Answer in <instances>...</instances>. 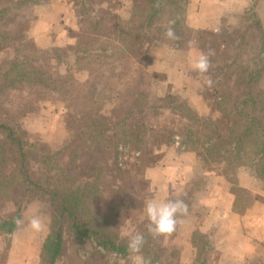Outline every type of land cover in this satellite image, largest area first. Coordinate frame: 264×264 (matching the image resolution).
Listing matches in <instances>:
<instances>
[{
	"label": "trees",
	"instance_id": "obj_1",
	"mask_svg": "<svg viewBox=\"0 0 264 264\" xmlns=\"http://www.w3.org/2000/svg\"><path fill=\"white\" fill-rule=\"evenodd\" d=\"M66 1L74 8L78 24L43 51L51 54L47 59L39 57L42 51L28 45L26 38L14 34L10 26L19 12L45 7L48 0H0V65L4 66L0 67V98L12 90L26 95L30 90L52 92L61 80L54 78L52 62L58 64L64 58L77 72L89 75V91L87 98L81 99L79 112L63 95L66 115L75 118L70 123L75 136L63 151L39 148L42 146L32 142L28 132L0 123V198L12 205L0 214V233L10 235L15 230L28 204L29 190L41 189L42 181L31 177L27 168L31 150L39 148L41 154L33 157L41 166L38 172L51 179V186L44 191L52 212L40 264H55L64 257L67 223L78 251L90 246L97 255L93 260L99 264H109L105 257L113 258L111 264H119L132 254L127 243L137 233L145 238L137 253L144 264H179L180 252L163 244L165 235L149 233L143 204L132 214H123L127 208L125 188L135 197L128 199L139 202L144 173L159 157L156 151L147 155L144 145L148 137H155L154 150H167L178 142L184 150L195 153L205 167L221 163L236 197L247 194L237 188L235 177L241 170L264 186V35L254 12L258 0H251L238 25L223 31L219 44L214 42L218 65L200 78L201 95L209 110L204 117L179 97L138 105L145 96L142 88L157 48L180 49L192 38L186 23L188 0H133L130 18L122 21L114 19L108 8L95 7L93 0ZM169 26L175 39L165 36ZM206 80L212 81L211 86ZM108 100L117 102L109 119L99 116ZM172 101L174 104L169 103ZM151 111L160 112L165 126L149 124L146 115ZM126 147L130 148L127 157L120 158ZM11 168L19 171L13 169V176L6 170ZM189 185L171 198L183 200L188 208L177 221L187 217L192 208L193 187ZM115 195L118 202L112 199ZM247 205L241 209L234 205L233 210L241 213ZM127 223L132 227L129 236L122 234ZM166 235L173 238V233ZM192 246L196 255L191 264H208L212 249L208 236L194 232ZM80 258L86 261L82 264H91L86 250L79 253L77 261Z\"/></svg>",
	"mask_w": 264,
	"mask_h": 264
},
{
	"label": "crops",
	"instance_id": "obj_2",
	"mask_svg": "<svg viewBox=\"0 0 264 264\" xmlns=\"http://www.w3.org/2000/svg\"><path fill=\"white\" fill-rule=\"evenodd\" d=\"M124 3L119 16L121 20H128L132 5L131 2ZM57 5L61 7L57 8ZM250 7L251 0H188L186 23L194 34L190 35L192 38L184 48H157L149 65V93L159 98L171 95L185 99L198 116H207L209 110L201 95V75L192 70L191 62L195 54L211 52L210 68L217 65L215 38H219L229 26L238 25L241 16ZM45 8L31 10L41 22L44 19H60L61 14L65 16L66 10H71L65 0L48 2ZM254 12L259 17L264 35V0L257 1ZM72 25L67 24L65 27ZM44 29L45 32L39 36L51 35L49 43H52L59 29L53 24ZM32 38L38 47H48L37 42L39 37ZM164 150H156L158 161L144 173V200L167 202L189 184L193 187L189 215L177 221L172 232L173 238L165 235L163 243L178 249L179 264H191L195 259L196 250L192 246L194 232L204 234L210 240L212 249L208 253V264H264V186L253 175L239 171L235 177L237 188L251 196L247 199L245 195L239 200L241 198L235 196L221 163L215 162L205 167L199 164L195 153L184 150L178 142ZM34 204L31 202L26 205L20 223L10 235L0 233V264L41 263L43 244L48 237L50 224L48 220L45 229L39 233L28 227L29 209ZM234 205L237 209L245 205L247 207L238 213L233 210ZM3 239L7 240L4 248L1 245ZM136 254L127 257H139L140 264H144L142 256ZM62 261L63 258H60L55 264H63Z\"/></svg>",
	"mask_w": 264,
	"mask_h": 264
},
{
	"label": "rangeland",
	"instance_id": "obj_3",
	"mask_svg": "<svg viewBox=\"0 0 264 264\" xmlns=\"http://www.w3.org/2000/svg\"><path fill=\"white\" fill-rule=\"evenodd\" d=\"M54 0H48V2H52ZM96 4L94 5L95 7H98L99 9L102 8H108L112 13L114 19L116 18L119 21L121 20V17L119 16V10L123 8V5H125L124 2H131V5L133 4V0H93ZM67 5L70 6L71 10H66V15L64 14L60 16V19H54V20H42L41 22L39 18H36L35 13H33L31 10H23L19 12L16 16L15 19L13 20V23L11 24L10 28L12 29V32L16 35L23 36L26 38V41L28 45L35 46L38 50L42 51L40 52L41 54L38 55L39 57H45L48 59V56L51 54L43 52L44 50L49 49L53 43L55 42L56 38L64 34L66 30L69 28H76L78 24V17L77 14L74 10V8L65 0ZM61 5H57V8H60ZM132 7V6H131ZM45 8V7H44ZM46 9V8H45ZM55 10L56 9L55 6ZM41 16V15H40ZM42 18V17H41ZM38 20V21H37ZM116 20V21H117ZM40 21V22H39ZM49 24H53L56 26L57 29L58 27H62L59 29L58 34L55 36L53 39L52 43H49L51 40V35L48 37H40L43 33L45 32L44 27H46ZM67 24H73L71 27H65ZM73 28V29H74ZM61 32V33H60ZM189 35L194 34L193 32H188ZM30 36V37H29ZM33 36H37L38 38V43L41 44H46L48 46L47 48H41L36 45L35 38H32ZM222 40V37L219 36V38H215V41L219 44ZM51 44V45H50ZM50 45V46H49ZM184 48V47H183ZM222 49V48H221ZM30 50V48H29ZM223 50V49H222ZM11 56V54H10ZM9 56V57H10ZM0 57L2 58V54L0 52ZM217 57V55H216ZM142 67L145 65L144 62H142ZM3 65V64H2ZM0 65V67L2 66ZM218 65V64H217ZM4 67V66H3ZM3 67H1L3 69ZM52 72L54 73V78L59 77L60 84L53 87L52 92L45 93L43 91H34L30 90L29 93L23 94V92L19 91H8L6 93H3V96L0 98V123L2 124H14V126L21 128L23 131L28 132V136L30 137V140L32 142H37L38 145L42 146L39 148H44L48 151H63L67 145L73 140L75 134H71V128H70V123L72 124L71 120L75 119L73 118L74 115L70 118L69 116L66 115V104L67 100H65V97L63 95H67L70 98V105H73L75 111L79 112L81 110V99H86V92L89 91V88L87 86L88 80H89V75L84 71V72H77L76 67L72 64V62L68 61L67 59H63L62 62L56 64L55 62H52ZM216 67V65L214 66ZM214 67L210 68L209 70L213 69ZM149 73H147L148 75ZM149 77V75H148ZM145 80V83L143 85V93H144V98L138 101V105L141 107L148 106V104H152V102L159 103V97L154 96L153 94L149 93L148 85H147V79ZM158 79V78H157ZM48 88H50V84L48 83ZM18 92V93H17ZM38 92V93H37ZM38 94L42 95L41 97L38 96ZM23 97V98H22ZM165 97H172L175 98L174 96L167 95ZM164 98V97H163ZM100 100V99H99ZM168 101V100H167ZM165 101V102H167ZM163 102V101H162ZM164 102V103H165ZM171 104H174V102H169ZM19 104V107L17 106ZM117 102L114 100H108L106 104L101 106V109L99 111V116L101 117H106V118H111V112H112V107L116 105ZM66 106V107H65ZM76 116V114H75ZM147 118L149 120V124L151 126H165V120L164 118L161 119L160 112L158 111H151L147 115ZM164 121V122H163ZM138 129H141L138 127ZM154 135V134H152ZM156 135V134H155ZM155 138V137H154ZM154 138L148 137L146 139L147 144L145 146V151L148 155L150 152H155L156 150L154 147ZM157 138V137H156ZM178 140V138H177ZM39 148H34L31 150L33 152L31 156L28 157L27 159V168L28 172L31 175V177L36 178L38 176V180L42 181L40 184L42 191L37 190V188H34L36 190L33 191V188L29 190V199L28 203L35 202L33 207H30L29 209V219L32 218L33 215H39L43 218L44 222H51L52 218V212H51V206L49 204L47 194L44 191V189H49L51 186L49 184V180L47 179L46 175L44 173H39L38 168H41V166L37 165V159L34 158L33 156L36 154H41ZM130 148L126 147L123 150V154H127L129 152ZM120 155V158H126V154ZM137 155V154H136ZM147 157V156H146ZM145 162V160H144ZM203 164V163H202ZM204 165V164H203ZM206 166V165H204ZM18 172V168H13ZM13 169L11 168L10 170L6 169L8 173L13 174ZM131 171V169H130ZM134 171H132L133 174ZM135 173V172H134ZM19 174V173H15ZM11 176V177H13ZM17 178V177H16ZM117 183H120L116 181ZM115 182V183H116ZM44 191V192H43ZM33 192V193H32ZM126 192V204L127 208L123 212L125 216L132 214L136 209L141 208L142 206L145 205V183L143 181L141 185V193L142 197H140L139 202H133L131 200H134V195L133 193H130L128 188H125ZM44 193V194H43ZM40 195V196H39ZM246 198L250 199L251 196L248 194H245ZM128 196H130L131 200L128 199ZM253 196V195H252ZM17 196H15L16 198ZM245 196L240 195L239 200H242ZM14 198V197H13ZM12 198V200H13ZM11 199V198H10ZM114 202H118V196H114L113 198ZM7 199H2L0 198V214H5L9 208H11V204L6 202ZM143 201V203H142ZM16 204V203H15ZM53 207V206H52ZM84 210V209H83ZM84 217H87L84 214ZM129 223V221H128ZM125 225V230L123 235L129 236L132 230V227L130 224ZM68 224V223H67ZM65 225V232H64V238H65V255L63 257V264H73V262H78V264L85 263V259L80 258V262L77 261V257H79V253H82L83 251L86 250L87 256H88V261L91 264H99L97 262H94V258L97 257L96 253L94 252V249H92L90 246L85 245L78 251V245L76 244V240L73 236V233L69 231V225ZM127 229V231H126ZM6 239L2 241L1 245L2 248H4V245L6 244ZM134 254V253H132ZM137 255V254H136ZM140 255V254H138ZM90 257V259H89ZM112 257H105L103 260H106L109 264L112 263ZM140 258L136 257H126L124 260H119V264H140ZM88 264V262H87ZM174 264V263H173ZM176 264V263H175Z\"/></svg>",
	"mask_w": 264,
	"mask_h": 264
},
{
	"label": "clouds",
	"instance_id": "obj_4",
	"mask_svg": "<svg viewBox=\"0 0 264 264\" xmlns=\"http://www.w3.org/2000/svg\"><path fill=\"white\" fill-rule=\"evenodd\" d=\"M165 36L168 39H175V32L171 26L167 27ZM211 52H199L195 54L191 68L200 75L207 73L211 67ZM206 84L211 86L212 81L206 80ZM187 205L183 200H169L167 202H158L154 199L147 200L144 206V212L149 221L148 231L153 236H162L170 234L175 230L178 215L186 214ZM17 223H20L17 221ZM28 227L35 233L43 231L46 224L39 215H33L29 221ZM145 243L143 234L137 233L128 240L127 247L131 253H139Z\"/></svg>",
	"mask_w": 264,
	"mask_h": 264
}]
</instances>
